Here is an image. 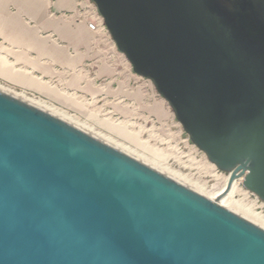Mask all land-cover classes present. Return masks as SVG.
<instances>
[{
  "label": "water",
  "instance_id": "obj_1",
  "mask_svg": "<svg viewBox=\"0 0 264 264\" xmlns=\"http://www.w3.org/2000/svg\"><path fill=\"white\" fill-rule=\"evenodd\" d=\"M208 161L264 203V0H91ZM0 264H264V229L0 90Z\"/></svg>",
  "mask_w": 264,
  "mask_h": 264
},
{
  "label": "crops",
  "instance_id": "obj_2",
  "mask_svg": "<svg viewBox=\"0 0 264 264\" xmlns=\"http://www.w3.org/2000/svg\"><path fill=\"white\" fill-rule=\"evenodd\" d=\"M0 82L81 119L172 112L132 70L91 0H0Z\"/></svg>",
  "mask_w": 264,
  "mask_h": 264
},
{
  "label": "rangeland",
  "instance_id": "obj_3",
  "mask_svg": "<svg viewBox=\"0 0 264 264\" xmlns=\"http://www.w3.org/2000/svg\"><path fill=\"white\" fill-rule=\"evenodd\" d=\"M0 87L12 95L18 94L24 99L38 101L77 123H83L86 132H92L95 136L108 140L110 144L115 145L118 149L127 147L124 151H128L131 156H136L137 160L151 165L154 169L157 168L156 170L162 168L160 172L163 174L166 173L168 176L169 172L171 178L177 177L174 180L178 179L176 181L180 183L182 181L181 184H187L186 187L190 185L192 188L190 186L188 188L195 189L194 191L212 200L217 199L211 196L222 186L223 182L220 177L228 176L227 173L218 170L215 165L210 163L205 154L191 143L172 112L168 120H158L155 117H136L122 120L105 113L81 119L43 102L32 94L11 88L1 82ZM88 127L90 128L88 129ZM236 182L240 191L246 192L247 198L243 197L242 194H235L230 198L231 201L237 203V205L239 204L238 206L244 210L249 209L248 212L264 217V203L247 191L238 179H236ZM252 204L255 205L252 206ZM239 213L242 214V212Z\"/></svg>",
  "mask_w": 264,
  "mask_h": 264
},
{
  "label": "bare ground",
  "instance_id": "obj_4",
  "mask_svg": "<svg viewBox=\"0 0 264 264\" xmlns=\"http://www.w3.org/2000/svg\"><path fill=\"white\" fill-rule=\"evenodd\" d=\"M0 90H2V91H5V92H8V91H6L5 89L3 90L1 87H0ZM8 93H10V92H8ZM11 94V93H10ZM14 96H16V97H18V98H20V99H22V100H24V101H26V102H29V103H31V104H33V105H35V106H37V107H39V108H42V109H44V110H46V111H48L49 113H52V114H54V115H56L57 117H59V118H61V119H63V120H65V121H67V122H69V123H71V124H73L74 126H76V127H78V128H80L81 130H83V131H85L86 132V130H84L86 127H85V125L83 124V123H77L76 121H74V120H71V119H69L68 117H66V116H64V115H62V114H60V113H57V112H55V111H53L52 110V108L50 109L49 107H47V106H45V105H42L41 103H39L38 101H34V100H30V99H24V98H22V96H20V95H14ZM90 127H88V129H89ZM89 132V131H88ZM87 132V133H88ZM90 133H92V132H90ZM89 133V134H90ZM93 134V133H92ZM91 134V135H92ZM92 136H94V137H96V138H98V139H100L101 141H103V142H105V143H107V144H109V145H111L112 147H114V148H116V146L115 145H113V144H110V142L108 141V140H106V139H103V138H99L98 136H95V134H93ZM100 136V135H99ZM102 137V136H101ZM118 145V144H117ZM120 145V144H119ZM119 147V146H118ZM121 147V146H120ZM116 149H118V148H116ZM123 149V148H122ZM122 149H118V150H120V151H122ZM124 149H127V147H125ZM124 149H123V151L122 152H124L125 154H127V155H129V153H128V151L127 152H125L124 151ZM132 151V150H131ZM130 151V152H131ZM133 152V151H132ZM134 155V154H133ZM136 155V154H135ZM129 156H131V155H129ZM131 157H133V158H135L134 156H131ZM142 158V157H141ZM149 164V163H148ZM149 166H151V165H149ZM152 167V166H151ZM154 168V167H153ZM156 168V167H155ZM157 169V168H156ZM160 169V168H159ZM162 169V168H161ZM160 169V170H161ZM160 170H158V171H160ZM164 170V169H163ZM162 171V170H161ZM165 171V170H164ZM166 172V171H165ZM166 174V173H165ZM168 176L170 177V173L168 172ZM167 175V174H166ZM171 176H172V174H171ZM215 176H217V175H215ZM173 178V177H172ZM175 178H177L176 176L174 177V179ZM179 178V177H178ZM219 178V177H218ZM227 178H228V176H222V177H220V180L223 182L222 183V186H221V188L218 190V191H216L215 193H214V195L213 196H211V197H213V198H217V199H215L216 201H217V203L219 204V205H221V206H223V207H227L228 205H229V207H227V209H229V210H231L232 212H234V213H236V214H238V215H240V213L239 212H242V214L240 215L241 217H243V218H245V219H247L248 221H250V222H252V223H254V224H256L257 226H259V227H261V228H263L264 229V217H263V215L262 216H260V215H258V214H256V213H251V212H248V210L246 209V210H244V209H242L241 207H239L238 205H237V203H234L233 201H231V197L233 196V195H235V194H242L243 195V197H245V198H247V195H246V192H241L240 191V189L237 187V182H236V180L235 181H233V183H232V185H231V187H230V189L228 190V192L227 193H225V194H222V191H223V189H224V187H225V185H226V182H227ZM179 179H181V178H179ZM176 180H178V179H176ZM238 180H239V182H241L242 181V179L241 178H238ZM181 183H182V181H181ZM184 184V183H183ZM184 185H187V184H184ZM190 186V185H189ZM188 186V187H189ZM190 188H192L191 186H190ZM195 190V189H194ZM255 204H252V206H254ZM250 211V210H249ZM244 214V215H243ZM246 215V216H245Z\"/></svg>",
  "mask_w": 264,
  "mask_h": 264
},
{
  "label": "built area",
  "instance_id": "obj_5",
  "mask_svg": "<svg viewBox=\"0 0 264 264\" xmlns=\"http://www.w3.org/2000/svg\"><path fill=\"white\" fill-rule=\"evenodd\" d=\"M89 27H90L92 30H95L96 24L91 22V23H89Z\"/></svg>",
  "mask_w": 264,
  "mask_h": 264
}]
</instances>
